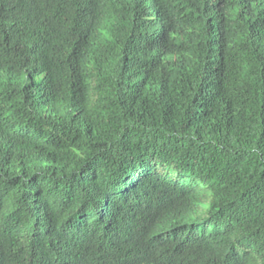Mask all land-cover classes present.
<instances>
[{"label": "trees", "instance_id": "obj_1", "mask_svg": "<svg viewBox=\"0 0 264 264\" xmlns=\"http://www.w3.org/2000/svg\"><path fill=\"white\" fill-rule=\"evenodd\" d=\"M0 264H264V0H0Z\"/></svg>", "mask_w": 264, "mask_h": 264}]
</instances>
